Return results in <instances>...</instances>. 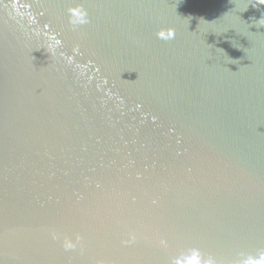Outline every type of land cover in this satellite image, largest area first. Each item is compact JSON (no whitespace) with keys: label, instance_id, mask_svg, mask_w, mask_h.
I'll use <instances>...</instances> for the list:
<instances>
[{"label":"water","instance_id":"water-1","mask_svg":"<svg viewBox=\"0 0 264 264\" xmlns=\"http://www.w3.org/2000/svg\"><path fill=\"white\" fill-rule=\"evenodd\" d=\"M0 264H264V0H0Z\"/></svg>","mask_w":264,"mask_h":264}]
</instances>
